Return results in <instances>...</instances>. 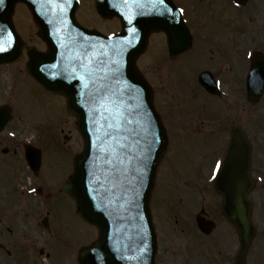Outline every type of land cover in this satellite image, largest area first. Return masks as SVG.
<instances>
[{"label": "rangeland", "instance_id": "1", "mask_svg": "<svg viewBox=\"0 0 264 264\" xmlns=\"http://www.w3.org/2000/svg\"><path fill=\"white\" fill-rule=\"evenodd\" d=\"M222 1L224 2L222 3ZM190 2H192V0H190ZM209 2L212 6V11L215 7L214 12H225L224 14L220 13V15H217V21L219 23L222 22L224 27H227V22L229 21V27L226 28L225 31L228 32L227 35H234L235 45L241 47L242 50L236 46L237 51L241 52L239 56H244L249 51L252 53L255 51L264 53V0H250L245 8H236L233 6L232 0H221V3L219 0H209ZM90 7H93V2L91 0H83L82 8L79 13L80 19L83 20L84 24H88L90 27L95 26L94 30L100 33H107L108 29L111 27L101 24L104 22L95 10L89 12L91 19L87 21V11ZM19 10L20 16L18 20H20V26L24 28L25 23L29 22V14L24 9ZM230 10H232L231 14H229ZM197 11L202 14L207 11V8L199 6ZM211 15L212 13L210 12L207 16ZM206 21H209L207 17H205L204 25ZM16 23V26L19 28V22L17 21ZM96 24H99V26H96ZM106 24H115L117 26L116 22L112 24L106 22ZM30 27L28 32L24 28V30H20V33L27 41L32 39L33 43L38 45L39 43H37L34 37L35 28L31 23ZM216 36H218V32ZM160 47H163L162 44H159V47L155 44L153 49L161 52L162 48ZM217 57L218 56L214 55L212 61H214V65L217 66V70L222 73L219 77L224 85L225 94L221 99V106H223L224 109L226 108L227 111L230 107L228 119L225 120L227 122L230 119H234L237 123L241 124L246 132L249 133L255 148L253 171L254 177L259 179V184L252 194V199L255 201V221L258 227L259 238L251 251L250 264H264V96L259 104L251 105L247 103L245 96H242V92L245 90V81L244 78L241 77L243 70L241 71L237 64H234L232 67L233 73L231 74L227 61L217 60ZM209 58L208 54L205 55L204 50L189 54L176 64L170 63L165 56H162L161 59L163 63L166 61V65L169 66V69L173 73L170 78V81L173 83V90L169 84V73L163 68V64L154 62L147 66L146 61L143 59L141 65L148 77L150 76L153 81L157 78L158 83L156 82L155 84L157 86H155L158 97L166 96L167 100L170 101V97L173 96L174 92L178 97L179 105H185L183 109H185L187 113L191 114L196 111L197 114H204L207 110L205 111L204 109L202 98L206 97V95L197 85V73L198 69L208 63ZM17 64L16 66H11L13 67L12 70L22 67L24 62L21 61ZM243 69L245 73L247 70L246 63ZM12 81L16 83V88L13 91L16 90L20 95L17 102L18 108L16 116L22 115V123L33 127V130H26L17 122V127L23 130L21 131L22 136H18L17 139L25 140V138L30 137L32 131L37 137V142H40L43 138L46 141L48 137L51 146L57 148V145L54 143L58 136L62 139L64 135L75 134V125L73 121H67V124L61 123L60 126L57 127V129H59L57 131L58 136L50 132V130H53V127L61 122L63 117L68 114L63 105V100L58 96L50 95L32 79L28 80L27 78L16 76ZM195 96L197 98L199 97V99L195 100ZM11 101L15 102V98ZM171 102L174 104L173 99ZM216 104H218L217 101ZM216 104H211V106ZM166 106L167 105H163V109ZM221 106L214 110V115H216L217 119L220 117L224 118V109ZM233 106L235 107V114H233L232 111ZM171 109L173 111L172 106ZM190 123L189 120L184 119V122H182L180 126L186 130L189 128ZM200 124L201 130L206 129L209 124H211L210 130L227 126V123L219 121L212 123V119L206 117L201 119ZM60 129H64V133L61 134L62 136L60 135ZM79 142L78 136L74 135L71 142V149H73L74 153L81 147ZM213 150H217V145L214 143L213 137L202 138L196 134L182 136L174 146L170 147L168 153L172 158H167V162L163 167L165 171L161 173L163 179L159 187L160 190L156 193V203L165 208L163 213L158 216L161 222L166 220L167 213L170 210H179L181 214H184L195 206V199L192 198V195L198 192L196 187L199 186L197 181L199 163L208 165L211 159L215 157L214 154H212ZM64 157V151L58 149L55 158H48L46 164H50L55 161V159L62 160ZM3 169L4 166L0 163V170ZM181 179L186 180L190 187H186L185 182L180 181ZM70 203L71 202L66 199L61 200L55 206L56 221L59 223V233L62 237L59 240L58 248L54 251V255H51L54 244L51 245V250L46 244L43 246L34 245L35 251H37L38 254L36 258L35 252H30L29 258L31 263L57 264L56 262H58V264H73V259L76 257L77 250L82 246L89 245L92 239L88 236L93 234V232L88 227L86 230V226L75 216L74 209ZM261 204L262 206H260ZM209 214L219 221V229L210 239L211 242H213L214 250L208 251V240L197 232L190 231L187 228L189 243L185 240V232L187 230L184 231V235H174L167 231L165 232L166 234L164 232L161 233L160 229L159 235L162 241V250L158 254V264H212L210 262L213 259H211L212 253L214 254L213 256L220 257L215 258V260L213 259V264H233L239 248L237 234L229 224H226L222 220L219 208L213 207ZM180 219L181 218H179V220ZM183 223L179 222V224L191 227L185 220H183ZM159 226L163 227L164 225L161 223ZM175 227L177 226L174 225L173 227L175 231H181L179 228L176 230ZM234 236H236L235 242ZM69 241H71V244L74 246L71 245V247H69ZM42 247H44L45 250L43 256L40 255ZM257 247L259 248L258 251ZM48 254H50L49 258ZM5 264L8 263L6 262Z\"/></svg>", "mask_w": 264, "mask_h": 264}, {"label": "water", "instance_id": "2", "mask_svg": "<svg viewBox=\"0 0 264 264\" xmlns=\"http://www.w3.org/2000/svg\"><path fill=\"white\" fill-rule=\"evenodd\" d=\"M12 2H7L13 5ZM36 16V20L42 27V37L45 38L50 46V54L43 66L36 69V75L44 82L45 85L56 91H61L69 98L70 110L78 114L80 132L85 139L84 154L76 161V176L72 178L66 185L64 191L74 197L78 205L81 207L80 215L89 223L99 228V240L89 249H84L81 254L82 264H154L153 256L155 253V242L152 233V227L148 216L147 203L149 194L152 189L153 171L155 162L149 161V167L145 173L144 184L141 187L138 184L139 198L135 195L137 185L135 176L130 177L131 184L121 178V182L113 191L112 184L107 183L104 189H98V186L93 179V173L96 174V179H100V173L103 169L104 156L99 152L100 141L103 138L104 131L100 130L99 124L103 121L100 116L96 115L98 105L95 100L98 94L103 92L104 95L113 99L116 94H121L123 102L120 104L122 108L128 107L135 109L137 105L141 108L135 113V118L145 116L148 111L150 91L145 83L136 73L134 61L136 57L144 50L148 29L150 23L147 21H133V15L126 14L123 33L113 40L105 39L96 33H88L91 35L86 44L85 41L79 40L86 47L79 48L87 59L92 63L102 62L104 67V76L100 77L99 71L85 72L87 69L76 70L74 76L66 79L64 70H58V60L56 54L61 51H66L68 45L66 34L62 29L57 31L58 37L53 32L49 31V20L56 17L60 26L65 17H58L54 14L53 6L44 2L45 0H24ZM107 0H99L100 10L106 14ZM131 0H127L125 4H129ZM246 2V0H239ZM62 1H60L61 3ZM3 2L0 5V28H8L5 23V18L8 17L11 11L8 4ZM106 6V7H105ZM75 8L67 17V22H70V27H78L74 19ZM131 18V23H129ZM169 21L179 34L180 26L173 25L175 18L170 17ZM51 21V20H50ZM65 22V21H64ZM47 23V24H46ZM135 35L131 29L134 28ZM76 29V28H75ZM84 32L87 40V31ZM50 34L52 40L49 38ZM76 35L81 38V34L76 31ZM8 35L0 32V38L10 41ZM129 41L131 43H129ZM91 43V45H89ZM94 45L97 47L94 48ZM91 46V47H89ZM104 47L108 52L103 49ZM88 48V49H87ZM185 48V47H184ZM183 48V49H184ZM104 49V50H105ZM76 51H71L67 59L73 66H77V61L74 58L77 56ZM122 71L111 73L115 70L113 64L120 67L119 61H122ZM100 65V64H98ZM41 70V72H39ZM84 76V80L78 77ZM90 80L94 81L91 82ZM87 85V87H85ZM137 86L143 95L137 94ZM264 91V66L260 61H256L253 71L249 78L248 94L251 100H257ZM125 92V93H124ZM140 128H138V131ZM108 142L105 141V144ZM242 146H232L226 160L224 177L222 179L224 186L220 190L224 195V213L233 222L240 234L242 249L237 259L236 264H245L246 250L255 234L254 227L251 223L250 207L246 202L245 181L242 177L236 175V169L243 167L247 156L242 152ZM160 153L157 152L156 163ZM227 172V173H226ZM123 182V185H122ZM97 189V191H92ZM139 199V203H137Z\"/></svg>", "mask_w": 264, "mask_h": 264}, {"label": "flooded vegetation", "instance_id": "3", "mask_svg": "<svg viewBox=\"0 0 264 264\" xmlns=\"http://www.w3.org/2000/svg\"><path fill=\"white\" fill-rule=\"evenodd\" d=\"M178 0H174L175 4L178 7H183L187 9L189 7V4L186 1L177 2ZM90 9V8H89ZM182 55L178 56L174 61L175 63L180 60V57ZM171 60V59H170ZM172 76L171 70L169 71V77ZM5 87L4 80L0 78V102L2 100H5V95L3 94V89ZM221 97V96H220ZM174 99L173 96L170 97L171 100ZM158 102V106L161 111H163L162 106L166 105V100L164 98H160L159 101L157 97L154 94V104L156 106ZM167 104V106L164 108V111L162 114H160L161 119L164 120V125L166 126V132H167V141L169 146H174V144L179 141L182 136H186L189 134H196L201 136L202 138H207L206 136H217L221 135L219 139H213L214 143L217 146H227L229 143V132H230V126H223L215 128L214 130H210V125L204 129L201 130V124L197 122V120L201 119L200 114L197 113H188L187 115H190V126L186 130L181 128V124L177 125L173 122V112L171 109V104ZM208 119H213V114L209 112L206 116ZM167 120V121H166ZM168 127V128H167ZM0 147L1 154H0V163L4 166L3 170H0V193L3 192H13V191H21V188L28 189L36 188L38 192L43 196L45 193V188L49 189H60L61 183L65 181V179L69 175V166H70V159L72 155L69 153L67 156H65L61 162H51L47 165H42V170L40 174L37 176H34L32 172L28 169L26 162L24 160L23 156V147L19 144H16L15 141H10L7 138H0ZM68 152L69 149H68ZM219 157V156H218ZM200 168L197 172V180L200 179ZM197 188V187H196ZM203 188V186L201 187ZM203 189H198L197 191L201 194H208V191H205ZM214 192V190H213ZM210 193V192H209ZM212 194V192H211ZM50 197L49 199H51ZM219 198V197H218ZM2 199V196H0V201ZM217 200V199H216ZM217 202H213L211 199L208 204L209 212L210 210L215 207L217 208ZM32 214H34V218H32L31 224L34 221L35 223L33 226H30V228H27V224H25V219L20 220H7V219H1L0 218V241L3 242L2 246H0V256H17L20 252L23 251L24 248L21 249L19 247L18 242H15L16 234L15 230L12 229L16 223L20 224L22 227V230L19 229V227L16 225L15 229L16 232H23L22 235V242L23 245L26 244L28 247L27 238L30 236L31 238H34L37 243L46 244L44 241L43 236L48 237L50 240H55L57 237V227L51 222L50 218L46 221H40L42 214V207L41 204L36 205L32 209ZM26 214V212H24ZM206 215V213H205ZM208 219L210 218V215L206 216ZM46 226L47 229H44ZM23 247V246H22ZM21 249V250H20ZM40 254H44L43 251H40ZM18 263H21L20 260ZM32 264H35V262H32Z\"/></svg>", "mask_w": 264, "mask_h": 264}, {"label": "snow or ice", "instance_id": "4", "mask_svg": "<svg viewBox=\"0 0 264 264\" xmlns=\"http://www.w3.org/2000/svg\"><path fill=\"white\" fill-rule=\"evenodd\" d=\"M0 3H3V0H0ZM153 7L159 14L171 15L173 19L175 18L173 9L168 7L166 0H154ZM179 11L181 14L184 13V9ZM139 14L143 15L144 13L141 11ZM129 23H131V18H129ZM131 32L135 35L136 29H131ZM129 43L131 42L129 41ZM5 50L3 44H0V52ZM85 55H87V52H85ZM91 63V61L88 62L89 65ZM82 67H85L88 72L92 71L87 65H82ZM113 67L117 72L119 71L115 64H113ZM78 79L84 80L85 77L80 76ZM117 100L120 103H117ZM122 102V97L113 100L111 97L104 95L103 92L99 93L98 98L95 100L98 105L96 115L100 116L103 121L102 124L98 122L99 129H107V131H104L98 149L104 156V170L100 173V179H96L95 173L92 174L98 189H104L105 184L111 183L113 191H115L121 182V178L131 184L130 177L132 176H135L136 183L142 187L151 159L152 145L158 143L157 135L152 134L151 139L148 135H142V133H148L149 129L135 118V113L140 110L141 106L137 105L135 109L122 108L120 106ZM148 123L150 124V122ZM138 128L141 131H138ZM105 141L108 143L105 144ZM220 168L221 162L218 161L214 174ZM104 190L107 191V189ZM92 191H97V189H92ZM135 195L138 196L139 192H135Z\"/></svg>", "mask_w": 264, "mask_h": 264}]
</instances>
